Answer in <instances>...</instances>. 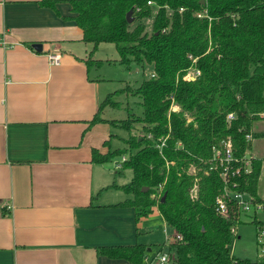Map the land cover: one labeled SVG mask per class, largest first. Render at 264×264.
<instances>
[{"label": "trees", "instance_id": "1", "mask_svg": "<svg viewBox=\"0 0 264 264\" xmlns=\"http://www.w3.org/2000/svg\"><path fill=\"white\" fill-rule=\"evenodd\" d=\"M59 2L70 5L73 16L64 18L77 23L84 41L93 44L89 55L100 44L112 43L122 66L148 64L155 74L134 90L129 86L110 93L90 123H106L128 134L121 138L126 148H109L106 154L92 150L95 164L128 155L123 166L133 177L125 186L112 187L131 197L115 206L133 207L136 223L157 209L182 236L168 248L174 264H264L232 255L234 221L217 211L226 188L264 201L257 194L264 159H253L251 172L242 162L252 148L247 137L264 138V129L253 130L264 120V0H43L40 5L59 15ZM155 8L148 34L143 20ZM131 10L132 24L126 19ZM192 69L200 75L184 80ZM127 91L139 98L142 116L128 112L124 121L103 119L106 109L122 107L116 98ZM173 104L182 112L170 111ZM230 114L235 118L229 119ZM115 136L111 133L105 145ZM226 140L239 161L232 164L239 172L229 174L228 184L212 160L214 148ZM158 191L159 201L152 197ZM148 249L137 243L99 247L97 252L144 264Z\"/></svg>", "mask_w": 264, "mask_h": 264}, {"label": "crops", "instance_id": "2", "mask_svg": "<svg viewBox=\"0 0 264 264\" xmlns=\"http://www.w3.org/2000/svg\"><path fill=\"white\" fill-rule=\"evenodd\" d=\"M41 2L0 0V43H8L0 46V264H130L98 256L97 249L137 243L149 246L148 258L159 264L169 236L154 245L149 235L167 226L164 217L155 209L136 223L133 207L115 206L131 197L112 187L127 185L117 176L125 169L92 161V150L106 154L113 142L105 145L109 124L90 125L114 92L102 68L118 63L138 75L144 67H124L120 55L104 62L100 46L89 55L92 44L83 30L64 18L73 16L70 5L59 2L58 15ZM55 52L58 64L50 60ZM259 139L264 141L253 139L248 156L264 159ZM259 178L257 194L264 199V171ZM235 238H242L238 226L232 243ZM236 253L237 259L260 262L258 246Z\"/></svg>", "mask_w": 264, "mask_h": 264}, {"label": "rangeland", "instance_id": "3", "mask_svg": "<svg viewBox=\"0 0 264 264\" xmlns=\"http://www.w3.org/2000/svg\"><path fill=\"white\" fill-rule=\"evenodd\" d=\"M157 8V7H156ZM154 10V13L151 17L144 19V24L146 26V32L148 34H151L153 31V24H154V18L156 14V9ZM93 46V44H92ZM100 50L98 51L99 57L104 61L107 62L111 60L112 62H115V59L119 58V54L117 53V50L115 48V45L112 43H104L100 44ZM99 48V47H98ZM104 70V75H107L110 77V86H112V91L115 90H121L127 88L126 85H138L141 84V81L143 79L150 78L151 72L153 71L152 67L150 65H145L144 68H141L140 74H136V69L133 68L132 70L123 71L118 65V63H113L112 65L109 64L104 66L102 68ZM129 88V86H128ZM132 90H134L136 87H131ZM130 92L127 91L125 95H122L118 98H116L117 101L122 103L121 108H108L105 113H103V117L108 120H119L124 121L127 120L128 112L135 114L137 116H142V107L140 106V100L135 95H129ZM264 117V116H263ZM264 129V120L259 121L257 124H255V130L256 131H263ZM111 133L115 134L116 136L113 138L112 142V149L116 148H126L124 141H122L121 138H127L128 134L120 129L117 128H111ZM258 146H261V155L264 157V141L259 139L257 141ZM255 143V145H256ZM123 157V156H122ZM126 158H128V155H125ZM121 157H118L114 160H119ZM258 158V157H257ZM108 163L107 166L111 167L113 166V161ZM112 168V167H111ZM124 175V176H122ZM118 178H120L124 183L128 184V182L131 181L133 177V171L131 169L125 170L123 174H118ZM263 192H264V186H263ZM249 220L244 219L241 224L238 225L239 227V233L242 238L240 240H237L235 238L234 242L235 245L233 246V252H235V258H239L236 252L243 251V250H256L257 242H256V235H257V229L256 227L247 222ZM156 231L151 233L149 236L151 237V240L154 241V245H162L166 241V236L168 235L170 238L171 236H175V231L164 224H161L160 226H156ZM157 247V246H155Z\"/></svg>", "mask_w": 264, "mask_h": 264}, {"label": "built area", "instance_id": "4", "mask_svg": "<svg viewBox=\"0 0 264 264\" xmlns=\"http://www.w3.org/2000/svg\"><path fill=\"white\" fill-rule=\"evenodd\" d=\"M148 5L155 6L153 3L148 2ZM8 43L4 42L0 46L5 47ZM50 60L53 64H58L61 60V56L59 53L55 52L53 54H49ZM200 75V71H196L192 69L189 73L184 77V80L190 81L194 80L196 76ZM151 77H155L153 73ZM170 111L172 112H182L181 108L173 104ZM235 116L230 114L229 119H234ZM248 140L252 141V136L247 137ZM162 143L161 146H163ZM128 158L125 156L121 157L119 160L113 161V166L116 171H122L124 169L123 163L127 161ZM255 159L253 156H247L242 162L244 163L246 172L252 171V160ZM213 162L216 163L215 169L221 170L220 175L221 178L224 179L226 184L229 183L230 179L229 174L231 173L233 176L236 175L239 171L233 170L232 164L234 162H239L234 156V148L232 147V143L230 140H226L221 144V148H214V157ZM194 171L192 168L191 172ZM235 187V186H234ZM161 191L153 194L152 197L159 201L161 198ZM197 185L194 186L191 195L196 197ZM217 211L223 218H227L230 221H234V225L232 226V233L235 237L237 235V226L247 219L249 223L253 224L257 229L256 242L258 245V258L260 262L264 263V201H256L251 195L244 192H236L229 188L225 189V192L222 197L217 200ZM182 240V236L175 235L174 237L167 238V242L169 245ZM157 261L159 264H174V257L171 256L168 252H163L159 254L157 257ZM147 264H153L154 259L147 258L144 260ZM144 263V264H145Z\"/></svg>", "mask_w": 264, "mask_h": 264}, {"label": "water", "instance_id": "5", "mask_svg": "<svg viewBox=\"0 0 264 264\" xmlns=\"http://www.w3.org/2000/svg\"><path fill=\"white\" fill-rule=\"evenodd\" d=\"M126 19H127V21L129 22V23H133V11L131 10V11H129L128 13H127V16H126ZM33 48L37 51V52H42V50H43V47H42V45L41 44H34L33 45ZM149 188L148 187H146L145 189H143L142 191H143V193H145L147 190H148ZM163 198H162V201H164L165 200V194L162 196Z\"/></svg>", "mask_w": 264, "mask_h": 264}]
</instances>
